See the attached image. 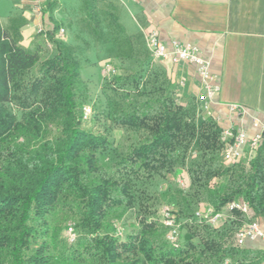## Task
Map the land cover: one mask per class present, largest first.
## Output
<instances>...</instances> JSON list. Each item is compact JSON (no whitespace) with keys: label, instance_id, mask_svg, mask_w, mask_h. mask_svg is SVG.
Segmentation results:
<instances>
[{"label":"trees","instance_id":"1","mask_svg":"<svg viewBox=\"0 0 264 264\" xmlns=\"http://www.w3.org/2000/svg\"><path fill=\"white\" fill-rule=\"evenodd\" d=\"M101 18L84 24L93 42L108 40L104 23L123 31L116 17ZM52 43V55L32 53L0 24V264H264V250L236 243L240 228L264 219V137L251 158L227 163L221 127L196 122V104L178 103L148 52L107 82L101 114L130 130L132 144L105 158L110 139L84 120L80 45ZM238 201L253 218L234 212L213 227L197 217ZM163 206L182 225L177 246ZM129 212L136 221L123 223Z\"/></svg>","mask_w":264,"mask_h":264},{"label":"crops","instance_id":"2","mask_svg":"<svg viewBox=\"0 0 264 264\" xmlns=\"http://www.w3.org/2000/svg\"><path fill=\"white\" fill-rule=\"evenodd\" d=\"M93 13L102 20L116 17L123 29V16H130L148 51L146 31H156L169 50L173 42L198 48L215 77L212 84L220 88L204 119L212 118L222 130L243 129L249 139L264 135V0H0L2 27L20 46L43 56L54 53L53 39L75 46L87 38L84 24ZM157 65L177 86L183 105L199 104L204 89L195 64ZM249 158L246 148L242 160ZM258 222L264 231V219ZM246 245L264 250L261 239Z\"/></svg>","mask_w":264,"mask_h":264},{"label":"rangeland","instance_id":"3","mask_svg":"<svg viewBox=\"0 0 264 264\" xmlns=\"http://www.w3.org/2000/svg\"><path fill=\"white\" fill-rule=\"evenodd\" d=\"M5 17V15L1 17L2 23H5ZM123 25L126 28L123 29V31H109L108 29H105L108 25L104 23V34L105 36H108V40L96 43L87 38L86 43L81 40L78 42V45H80L82 50L81 56L83 59L80 79L82 87L81 92L87 97V104L85 108L91 109V113H89L88 117L84 120L89 122L87 125L88 127H94L95 129L100 130L110 139L111 146L104 153V157L110 159H118L121 151L126 150L128 146L132 144L130 139L132 132L128 129L118 130L114 126L110 125L108 120H106L101 114V105L105 102L108 94H113V90L112 88H109V83L107 82H110L117 73L108 74L105 69L106 65L110 64L116 71L134 69L137 68L140 63H146V55L148 52L150 54L148 64L151 71L158 70L160 67H157V63L161 61L154 58L150 50H147L144 45L145 43L143 41L142 33L134 32L133 28H136V24L130 16L129 18L123 16ZM177 101L179 104H183L180 102L179 98ZM195 104L197 106L196 122L201 124L205 121L203 116L205 110L202 106L195 103L194 100L184 104V106L191 107L192 105L195 106ZM179 183L182 189L189 188L190 180L187 172H184L181 175ZM164 208L165 206L161 207L162 218ZM130 214V212L124 213L120 220L123 221V223H127L132 220L136 221L134 215L131 214V217ZM112 220L114 222L118 220L116 214H113ZM203 221L211 226V224L206 220H202V222ZM70 233V230H67L65 235L70 237Z\"/></svg>","mask_w":264,"mask_h":264},{"label":"built area","instance_id":"4","mask_svg":"<svg viewBox=\"0 0 264 264\" xmlns=\"http://www.w3.org/2000/svg\"><path fill=\"white\" fill-rule=\"evenodd\" d=\"M64 34L65 31L61 30L59 32V37L63 38ZM144 35L152 56L157 60L167 61L175 65L187 62L197 66L198 74L202 80L204 89V92L198 97V102L205 112H208L210 109V102L219 92L220 88L219 86L212 84L215 77L210 73L209 64L200 57L198 48L189 44L173 42L172 49L169 50L160 40L156 31H146L144 32ZM105 69L108 74H114L116 72L114 67L110 64H107ZM233 109L242 112L239 106H235ZM89 113H91V109L85 108L84 119L88 117ZM263 137L264 135L260 133L249 139L243 129L235 130L231 128L223 130L220 140L226 145L223 151L224 160L227 163H234L242 160L245 155L246 148H248L249 157L251 158L255 154L256 149L263 140ZM234 212L249 215L250 208L243 201L232 202L224 211L218 213L215 212L214 208L208 206L204 211L197 212V217L200 220H206L211 224V226L215 227L219 223L232 218V214ZM163 222L171 229L168 236L169 240L177 246L181 225L174 219L172 210L169 207H165L163 210ZM71 237L73 239L74 234H71ZM257 239L264 241V231L258 221H252L249 224H245L236 233V243L238 246H244L247 241H254Z\"/></svg>","mask_w":264,"mask_h":264}]
</instances>
